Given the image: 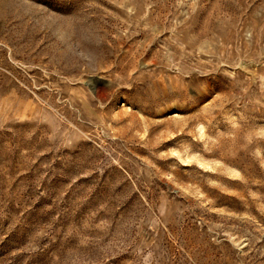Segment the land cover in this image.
I'll list each match as a JSON object with an SVG mask.
<instances>
[{
    "label": "rangeland",
    "instance_id": "1",
    "mask_svg": "<svg viewBox=\"0 0 264 264\" xmlns=\"http://www.w3.org/2000/svg\"><path fill=\"white\" fill-rule=\"evenodd\" d=\"M0 264H264V0H0Z\"/></svg>",
    "mask_w": 264,
    "mask_h": 264
}]
</instances>
